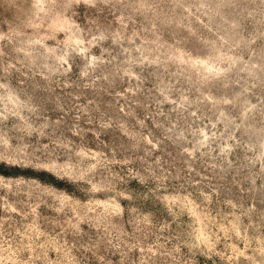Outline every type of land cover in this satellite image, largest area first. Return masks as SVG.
I'll use <instances>...</instances> for the list:
<instances>
[{"label": "rangeland", "instance_id": "rangeland-1", "mask_svg": "<svg viewBox=\"0 0 264 264\" xmlns=\"http://www.w3.org/2000/svg\"><path fill=\"white\" fill-rule=\"evenodd\" d=\"M0 264H264V0H0Z\"/></svg>", "mask_w": 264, "mask_h": 264}]
</instances>
